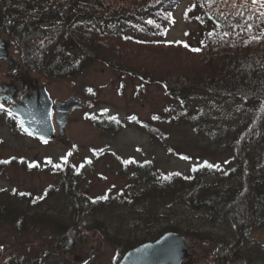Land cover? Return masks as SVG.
<instances>
[{
    "label": "trees",
    "instance_id": "obj_1",
    "mask_svg": "<svg viewBox=\"0 0 264 264\" xmlns=\"http://www.w3.org/2000/svg\"><path fill=\"white\" fill-rule=\"evenodd\" d=\"M180 6L184 20L198 24L195 44L162 39L165 25L173 24V13ZM261 12L264 7L252 0H0V36L14 41L28 71L62 79L77 77L90 64L101 63L142 83L158 85L171 101L166 106L172 116L169 124L189 125L195 135L231 157L227 167L202 165L188 174H163L151 162L124 164L119 170L127 180L124 192L107 199L84 193L79 174L64 170L57 193L70 201V223L34 212L25 195L18 198L16 193L0 190V236L30 243L27 254L32 243L46 247L32 258L8 257L0 264H53L49 261L53 255L60 258L57 264H86L67 258H80L75 253L83 250L90 231L118 244L121 251L115 264L128 250L168 232L210 242L209 264L264 263V245L249 242L252 231L264 229ZM197 48L198 52L189 50ZM200 95L235 107L223 120L212 118L208 105L191 107V100ZM0 118L9 123L17 120L8 113ZM94 124L104 131L119 127L111 120ZM144 128L168 151L176 152L166 144L168 135L160 127L145 122ZM121 206L147 221L162 219L161 210L172 215L178 209L191 211L202 223L222 227L228 237L172 223L138 239L128 235L133 232L110 235L101 221L90 225L88 220L98 211Z\"/></svg>",
    "mask_w": 264,
    "mask_h": 264
},
{
    "label": "rangeland",
    "instance_id": "obj_2",
    "mask_svg": "<svg viewBox=\"0 0 264 264\" xmlns=\"http://www.w3.org/2000/svg\"><path fill=\"white\" fill-rule=\"evenodd\" d=\"M173 17V24L165 25L162 39L166 42L197 43V22L184 20L182 6L174 11ZM0 37L8 44L7 58L0 61V84L14 83V75L19 71V77L37 80L59 103H65L71 97L83 103L67 115L62 134L57 131L52 117L55 135L48 142H41L23 131L17 120L9 123L0 118V165H5L8 161L15 162L0 168V190L16 193L17 197L25 195L30 199L34 212H46L49 217L58 221L71 222L73 208H70V201L57 193V182L64 170L72 175L79 174L80 188L84 193L90 197H103L124 192L127 180L119 170L125 161L151 162L163 174H188L205 164L224 167L229 165L231 157L207 139L195 135L189 125L168 123L172 116L166 111V106L171 101L160 86L142 83L101 63L90 64L77 77L47 78L28 71L19 58L14 41ZM9 59L18 66L17 69L10 66ZM198 98L191 100V107L208 105L212 118L223 120L222 117L230 114L235 107L232 103L220 104V100L209 96L200 95ZM4 108L9 110L7 105ZM132 117L135 119H131ZM103 120L118 123L119 127L113 131H104L95 126V121ZM145 122L160 127L168 135L166 144L176 152L168 151L153 138L144 128ZM29 165L33 167L30 168ZM55 165L60 167L56 168ZM137 190L141 191V187ZM175 213L172 215L169 211L161 210L162 219L147 221L146 218L142 220L138 214H133L128 207H109L98 211L88 221L90 225L95 221L103 222L110 235L117 233L123 236L133 232L128 235L138 239L146 237L148 231H152L154 235L172 223L179 224L181 229L196 228L210 236L228 237L222 227L202 223L194 212L178 209L176 215ZM188 239L193 246L189 254L190 264H209L212 244ZM249 242L251 245H264V229L252 231ZM28 244L30 243L24 240L17 242L10 235L0 236V261L20 255L32 258L46 250L41 243H32L33 248L27 254ZM116 245L118 244L101 240L90 231L83 250L75 253L80 258L73 256L67 259L74 263L84 261L86 264H115L121 251ZM59 260L53 255L49 261L57 264Z\"/></svg>",
    "mask_w": 264,
    "mask_h": 264
},
{
    "label": "water",
    "instance_id": "obj_3",
    "mask_svg": "<svg viewBox=\"0 0 264 264\" xmlns=\"http://www.w3.org/2000/svg\"><path fill=\"white\" fill-rule=\"evenodd\" d=\"M7 42L0 37V61L7 58ZM16 67V64H10ZM44 99L35 98L24 102L23 107L12 111L20 121L19 125L26 133L41 142L54 139V130L50 118L51 101L47 93L42 94ZM56 107V120L58 132L62 134L66 123L67 112L72 104L76 107L83 105L79 99H69L65 103L54 102ZM72 108V110L74 109ZM189 239L179 234L168 232L154 241L146 242L128 250L117 264H190Z\"/></svg>",
    "mask_w": 264,
    "mask_h": 264
},
{
    "label": "flooded vegetation",
    "instance_id": "obj_4",
    "mask_svg": "<svg viewBox=\"0 0 264 264\" xmlns=\"http://www.w3.org/2000/svg\"><path fill=\"white\" fill-rule=\"evenodd\" d=\"M9 64H15V63L11 59H9ZM17 68L18 66H16V69ZM15 76L16 78H15L14 83H9L6 85L0 84V104L7 105L9 107V111L12 113V111L15 110L16 108L23 107L24 102L29 99H35L37 97L44 99L42 94L46 92L47 98L51 101L50 118L52 121V117H53V122L56 124L57 131H58V124L55 122L56 107H55L54 102L56 101V98L48 91V89L45 86L40 85L37 80H31L26 77H19L20 76L19 71L17 74L14 75V77ZM69 99H77V98L71 97ZM74 107H76L75 104L71 106V108L68 110L67 115L71 113L72 108ZM3 112L8 113V111H0V113H3ZM11 116L16 118L13 113ZM53 122H52V125L54 124ZM54 135H55V132H54ZM189 246L193 248V246H191L190 244ZM192 248L189 251V254L192 252Z\"/></svg>",
    "mask_w": 264,
    "mask_h": 264
},
{
    "label": "snow or ice",
    "instance_id": "obj_5",
    "mask_svg": "<svg viewBox=\"0 0 264 264\" xmlns=\"http://www.w3.org/2000/svg\"><path fill=\"white\" fill-rule=\"evenodd\" d=\"M252 3L253 4L260 3L261 7H264V0H252ZM261 15L264 16V12H261ZM147 23L148 24H152L153 21L148 20ZM184 47L187 48L189 46L188 45H184ZM189 50H191L193 52H198L200 49L197 48V49H189ZM0 111H8L9 116L12 115V113L9 110H7V109L4 108V105L3 104H0ZM112 119L115 120V117H112ZM131 119H135V118L132 117ZM153 119H157V117H153ZM17 123H20V121L17 120ZM124 163L127 164V163H130V161H125ZM204 166L205 167H209V168L213 167V165H208V164H205ZM29 167L31 168V167H33V165H29ZM54 167L59 168L60 165H55ZM193 170H195V169H193ZM100 199H107V196L101 197Z\"/></svg>",
    "mask_w": 264,
    "mask_h": 264
}]
</instances>
